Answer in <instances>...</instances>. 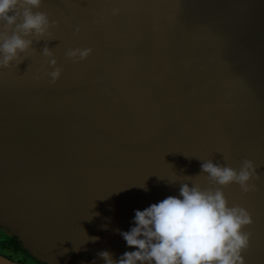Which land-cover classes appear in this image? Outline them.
Returning <instances> with one entry per match:
<instances>
[{
    "label": "water",
    "instance_id": "obj_1",
    "mask_svg": "<svg viewBox=\"0 0 264 264\" xmlns=\"http://www.w3.org/2000/svg\"><path fill=\"white\" fill-rule=\"evenodd\" d=\"M38 11L52 36L0 68V226L42 263L105 264L101 251L136 250L119 234L136 210L182 183L214 187L196 177L201 161L247 159L254 190H221L252 218L244 264H264V0H42ZM45 46L62 68L55 84ZM77 48L91 55L67 59Z\"/></svg>",
    "mask_w": 264,
    "mask_h": 264
},
{
    "label": "clouds",
    "instance_id": "obj_2",
    "mask_svg": "<svg viewBox=\"0 0 264 264\" xmlns=\"http://www.w3.org/2000/svg\"><path fill=\"white\" fill-rule=\"evenodd\" d=\"M41 5L42 0H0V68L11 69L13 62L22 63V57L34 51L33 40L39 42L52 36L50 29L56 24L49 21L47 14L38 11ZM91 51L90 48L69 49L66 57L79 63ZM42 55L54 69L46 75L55 84L62 68L57 67V60L47 46ZM35 78L40 79V75ZM201 174L207 175L213 188L182 183L178 196H168L143 211L136 210L135 226L127 232L117 230L135 251L125 252L118 260L108 251L99 252L98 257L105 264H244L243 253L249 247L250 236L244 229L252 224V218L239 205L229 207L221 189L237 184L245 193L253 191L250 182L257 177L256 168L247 159L238 170L208 160L201 161L196 177ZM140 188L148 191L145 184ZM89 239L95 243L99 237Z\"/></svg>",
    "mask_w": 264,
    "mask_h": 264
},
{
    "label": "flooded vegetation",
    "instance_id": "obj_3",
    "mask_svg": "<svg viewBox=\"0 0 264 264\" xmlns=\"http://www.w3.org/2000/svg\"><path fill=\"white\" fill-rule=\"evenodd\" d=\"M0 255L22 264H45L34 258L22 243L0 226Z\"/></svg>",
    "mask_w": 264,
    "mask_h": 264
}]
</instances>
